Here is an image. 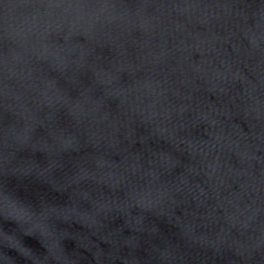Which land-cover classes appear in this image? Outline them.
Listing matches in <instances>:
<instances>
[{
    "label": "water",
    "instance_id": "1",
    "mask_svg": "<svg viewBox=\"0 0 264 264\" xmlns=\"http://www.w3.org/2000/svg\"><path fill=\"white\" fill-rule=\"evenodd\" d=\"M0 264H264V0H0Z\"/></svg>",
    "mask_w": 264,
    "mask_h": 264
}]
</instances>
